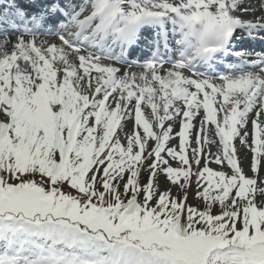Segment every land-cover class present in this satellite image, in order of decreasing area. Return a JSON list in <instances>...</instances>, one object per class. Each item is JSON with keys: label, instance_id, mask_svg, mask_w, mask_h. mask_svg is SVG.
Returning a JSON list of instances; mask_svg holds the SVG:
<instances>
[{"label": "snow or ice", "instance_id": "6c2138e0", "mask_svg": "<svg viewBox=\"0 0 264 264\" xmlns=\"http://www.w3.org/2000/svg\"><path fill=\"white\" fill-rule=\"evenodd\" d=\"M5 8L0 264H264V0Z\"/></svg>", "mask_w": 264, "mask_h": 264}, {"label": "rangeland", "instance_id": "374dc122", "mask_svg": "<svg viewBox=\"0 0 264 264\" xmlns=\"http://www.w3.org/2000/svg\"><path fill=\"white\" fill-rule=\"evenodd\" d=\"M126 123H127V127L129 125V129H131V127H132V121L131 120H128V121H126ZM177 129H178V126H177ZM171 144H173V145L178 144V140L177 139H172ZM214 150L215 149H213V151ZM249 156H250V153H249ZM172 163L175 166L176 162H172ZM210 166L213 167L216 170H219V166H217L215 164H212ZM261 174L264 175V172H262ZM249 175H251L250 172H249ZM141 179H143V178H141ZM160 183H161V187L163 188V186L165 185V181H164L163 177L160 178ZM173 195H176V190L175 189H173ZM189 203H199L202 206V201H197L196 198L194 196H192V195H190V197H189Z\"/></svg>", "mask_w": 264, "mask_h": 264}, {"label": "bare ground", "instance_id": "6f19581e", "mask_svg": "<svg viewBox=\"0 0 264 264\" xmlns=\"http://www.w3.org/2000/svg\"><path fill=\"white\" fill-rule=\"evenodd\" d=\"M257 14H259V12H257ZM56 38H57V37H53V38H45V40L57 42L58 40H57ZM58 43H59V41H58ZM130 71H136V72H139V71H141V69L130 70Z\"/></svg>", "mask_w": 264, "mask_h": 264}]
</instances>
